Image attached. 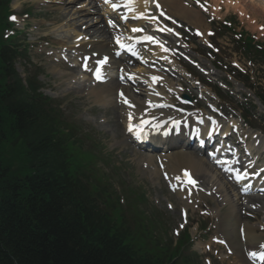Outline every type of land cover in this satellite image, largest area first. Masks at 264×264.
Here are the masks:
<instances>
[{"label":"rangeland","instance_id":"obj_1","mask_svg":"<svg viewBox=\"0 0 264 264\" xmlns=\"http://www.w3.org/2000/svg\"><path fill=\"white\" fill-rule=\"evenodd\" d=\"M71 1L75 3L68 4ZM82 1L11 0L9 7L13 15L15 14L16 22L13 20L12 28L6 33H11L13 37L15 36L17 44L22 48H26L23 52L25 56L16 60L15 67L17 72L22 78L37 74L42 92L58 102L60 109L67 117L66 121L76 126L78 134H82L83 137L85 135L88 138H84L86 146L91 147L93 145L92 151L96 152L98 156H101V154H98L100 150L102 151L100 153H105L104 155L106 156H103L102 160L97 162L98 166L102 171L104 169L109 179L114 182L118 195L125 194L124 200L126 202L131 200V198H135L134 202L139 205L140 210L149 217L153 226L156 225L157 238L160 237L166 242L170 239L172 243H175L178 238H181L182 234L185 235L187 233L194 240L191 250L198 255L195 264H234L231 250L227 246H222L221 243L213 240L218 235L219 215L217 209L222 206L224 207L222 212H224L229 206L225 203L220 205L222 196L215 193V190H212V193L205 190L207 188L205 182L208 176H203L204 182L202 179L199 180L200 187L198 186L197 188L199 190L197 199L194 202H190L189 207L185 206L179 200V196L171 189L165 175L167 171L164 172V168L160 169V171L157 170L156 166L158 168L163 166L162 161L157 159L158 157L153 156L152 153L148 155L150 154L148 151L140 152L129 141H121L123 136L121 131L124 129L126 121L124 120L123 111L119 107L117 109L113 107L119 105L115 102H108L102 104V106L89 94L90 90L85 91L82 90L81 86H78L75 77L78 78L80 76L78 79H81L77 64L82 53H77L76 62H68L67 64L59 59H71L72 57L73 52H71L72 49L70 48H72V42L75 41L73 37L77 33L73 30L83 31L84 26L81 23L88 22L90 26L89 21L92 19L91 22H93V18L97 17V14L82 15L78 10H75L77 7L78 9L82 8L81 10L87 9L91 11V6H87V3H82ZM182 1L189 7H186V9L191 11L192 17L190 19L185 16H181V19L176 18L179 22L177 24L178 27L174 26L175 33L181 36L186 45L185 49L182 47L181 51L178 52L180 54L183 52L196 60L198 64L200 63L206 75L190 66L182 57L176 56L174 62L171 63L172 66L185 69L187 71L186 74L180 70L172 75L166 73L168 83L165 87L144 81L138 75L137 77H130L129 82L127 81L132 87L130 94L140 101L145 99L152 91L156 94L164 91L166 96L162 98H168L170 96L169 91L172 92L174 88L180 91L186 90L196 97L189 102L192 104L189 107L196 106L199 109L214 110L236 117L232 121L240 125V135L242 133L246 136L247 132L248 134L250 132V129L245 128V125L239 119L240 113L243 112L248 115L247 121L256 134H259L260 131L264 132V110L256 99L250 95V92L243 89L242 84L231 77L232 73H236L231 67L239 69L242 73L239 76V80L246 85L254 86L255 92L264 93V56L259 55L253 49L247 51L243 48L242 38L239 40L241 35H250L256 43L254 47L256 45L260 49L264 48V10L262 11L254 6V3L247 2L248 0H236L235 3V0H230V2L224 0H195L203 4L201 6L204 10L201 8H190L188 2ZM204 1L209 2L207 3L208 6ZM213 1L217 2L213 3L214 8H212L211 4ZM95 2L99 4V0ZM72 5H74L73 8H70ZM60 8H67L65 11L68 14L60 11ZM196 10L201 14L203 20L202 27L204 29L201 35L207 37L206 41H203L201 37H195L192 33L194 27H201V23L195 24L196 26L189 24L194 17L195 20L201 21ZM105 17L108 22L109 17L106 15ZM128 17L130 16H127V20H132L131 18L128 19ZM184 19H188L189 23ZM135 20H137L136 16H134L133 23H135ZM102 22L97 25L102 26ZM74 23H76L75 26ZM112 23L116 24V22ZM109 24L110 22H108V26ZM100 26H96L95 29L99 31L105 30L103 28L104 25ZM126 31L127 28L122 26L121 33L126 34ZM84 33L86 34L87 30ZM96 34L87 35L89 39L84 41L100 45L99 43L103 42L105 38L109 42L112 37L105 32L102 34L97 32ZM101 35L102 38L100 37ZM236 38L238 39L236 40ZM108 42L105 41L107 44ZM61 44L66 46L61 48ZM255 50L260 51L256 48ZM149 58L150 56H147V59ZM52 61L59 64L61 71L58 72L62 73V75L51 68L50 63ZM189 73L209 84L213 91H217L218 87L221 88L219 92L222 95V99H216L211 92L209 93V90L199 89L196 83L187 76ZM88 79L86 75L84 80L88 82ZM214 80L217 83H213ZM164 82L166 83V80ZM183 84L186 85L184 86ZM187 85L193 86L195 91ZM155 86L160 88V90L157 91V88H154ZM138 87L142 90H138ZM171 97L173 100L178 99L175 96L173 97V95ZM223 122L226 123L225 120ZM122 123L123 128L122 125L120 128ZM253 151L257 152L254 145ZM263 155L261 154V159H263ZM149 157L151 158V161H149L150 165L145 167L146 160L143 162L142 159H148ZM106 162L111 163L109 167L106 166ZM209 166L211 167L210 164ZM156 171L158 172L157 175L153 173ZM207 173L211 175L212 172L207 171ZM194 175L196 176V174ZM221 189L225 190L222 186ZM261 197L264 199V196ZM136 198H139V200H136ZM228 201L230 206L234 205V203L236 207L238 206L237 200L233 201L230 198ZM246 207L250 209L247 210L248 212L244 208L240 211L242 222L250 226L259 225L261 230L257 232L262 233L261 235L264 236V224H259L264 222V210L260 211V215H255L253 213L254 205H246ZM181 211L186 212L187 217L185 219L181 217Z\"/></svg>","mask_w":264,"mask_h":264},{"label":"trees","instance_id":"obj_2","mask_svg":"<svg viewBox=\"0 0 264 264\" xmlns=\"http://www.w3.org/2000/svg\"><path fill=\"white\" fill-rule=\"evenodd\" d=\"M9 2L0 0V264H194L188 234L175 246L157 238L38 75L16 71L24 54L2 35Z\"/></svg>","mask_w":264,"mask_h":264},{"label":"bare ground","instance_id":"obj_3","mask_svg":"<svg viewBox=\"0 0 264 264\" xmlns=\"http://www.w3.org/2000/svg\"><path fill=\"white\" fill-rule=\"evenodd\" d=\"M158 1L161 3L165 11H167L168 14H170L174 18L181 19V16H185L186 18L190 19L192 17L191 11H188L186 9V6L184 5V3L182 4L183 2L182 0L181 2H179L180 0H158ZM224 1L230 2V0H224ZM235 2L236 0L234 1V3ZM247 2L254 3V6L261 9L262 11L264 10V0H248ZM72 3H75V2L74 1L68 2V4H72ZM213 3H217V2L216 1L211 2L212 5ZM105 4L108 6V9L101 14L102 16L104 15L105 19H107L105 15L109 17V15L113 13V6H118L119 7V10L117 11L118 18H126L125 20H127L128 15L130 16L128 17V19L134 18V16H136L137 20H135V23H133L134 21H130V20L126 21L130 27H133V26L141 25V23L143 22L142 19H140V17L144 15L145 10L149 8L148 4H150V0H107ZM181 4H182V7H181ZM74 5H72L70 8H73ZM97 6L99 8L100 4H96L95 2L94 8L96 11L99 10ZM65 9L67 8H60V11L62 12L64 11L66 14H68L67 11H65ZM75 10H78V12L82 15L88 14L87 10H81V9H78L77 7L75 8ZM196 11L198 12V10ZM198 16L201 19L200 22L197 19L195 20L194 19L195 17L192 18V20L190 21L191 23H189L188 19H184V20H186L189 24L194 25V26L201 23L200 24L201 27L199 26L198 27L200 28L201 33H202L204 27H202L203 20L199 12H198ZM104 18L103 20L107 21ZM196 18L198 17L196 16ZM155 23L158 24L159 21L157 20L155 21ZM75 25L76 23H74V26ZM88 27L90 28L87 29ZM87 28L85 29V31L87 30V32H90L92 34H96L97 32H101L102 34L104 32L108 33L111 31L115 36L119 35L115 27H112L110 31L109 30L99 31L95 29L96 27H94V24H91L90 26H87ZM79 34H85V33L80 32L78 30L73 38H76ZM144 36L134 33L128 38L120 37L117 39H123L125 41L131 42V44H135L133 46H135L136 48H139L140 52L144 50H149L150 56L152 58L158 59V57H160L159 59L167 61L168 65L172 67L171 62L168 61L169 60L168 55H164V53L161 52L154 44L149 43V39H146L148 37L147 35H144ZM201 37L203 41L207 40V37H203V35H201ZM94 45L96 44L95 43H89V44L80 43L78 45V49L83 50L84 55L92 51L97 52L96 58L92 57L91 58L92 60H95V59L102 60L103 57L107 55L111 57V52L113 48L111 46L109 47V44L103 43L102 46L100 45L94 46ZM63 46H66V45L61 44V48ZM140 52H137V53H140ZM124 60L125 58L123 56H120L117 59L112 58L110 61V64H112L113 66L116 64L117 67L113 68V69H116V75L122 74L123 76L126 77V80H127V78L131 76V75H127V73H129L128 68H123L122 71H118L117 69L123 65ZM50 64L53 70H56L57 72L61 71L58 66L59 64H56L53 61ZM88 64L90 65V61L88 62ZM55 65L56 67H54ZM110 66L111 65H109V63L107 62L101 68V72L104 73V75L103 74L102 75L105 77V81L101 84L92 83L90 78L88 79V82L84 80L87 73H89V69H87V72L85 73L78 71L80 73L79 75H81V79H78L80 76L78 78L75 77V79H77L76 82L78 86H81L82 90H85V91L90 90L89 94L95 99V101L97 100V102L100 105L106 104L108 102H112V103L115 102L116 104H118L119 106H113V107L116 109L119 107L121 111H123L124 120H125V117H128V116L133 117L134 120H138L139 117L150 118L154 115H163L164 117H161V118L163 119L167 118L168 112L166 110L160 111V110H156L155 108L153 109L155 102H152V101L157 99L156 97L151 95L149 96L150 99L146 98V99L138 101L134 95L130 94V90H132V87H130L126 82L122 84L119 81H117L118 79L112 80L111 75L114 74V71H109L106 74V69ZM58 73L62 75V73L60 72ZM154 73L157 74L158 72L155 71ZM140 78H142L143 80L146 79L145 81L151 82L152 84L154 83L153 78H151V76H149V74L147 73L144 75L142 74ZM165 85L166 84H163V87ZM117 90H121L122 92V95L119 98L117 96ZM138 90L141 91L142 89L138 87ZM118 99H119V102H118ZM150 107H152V110H150ZM161 112H163V114ZM177 118H181V115H178L177 113H175L172 120L177 119ZM123 123L120 124V128H121V125L123 128ZM116 124L118 125L117 122ZM126 125H127V121L124 124V129H122L121 131L123 134L122 139H121L122 142L131 140L128 134L125 132ZM191 125L195 126L193 124ZM166 126L167 125H164L163 127H161L159 131L157 132V135H154L152 137L150 136L149 137L150 139H148L150 141H147L146 142L147 144L143 146L151 148L152 152H155L153 154L160 155L162 164L164 166V170L167 171V174H168L167 178L173 185H175L174 186V188L176 189L175 193L179 196L178 197L179 200L182 203H184L185 206L189 207L190 202H194L199 195V192H197L195 189L189 188L188 186L181 183L180 172L183 168L189 169L192 174L193 173L196 174V176L193 174L196 180L202 179L204 182L203 176L205 175L206 177L208 176V179L205 182L207 186L205 190L211 191V193H212V190H215V193H218L220 196H222V202L220 205H222V203H225L227 206H229V208L228 209L226 208L224 212H222V209H224V207L222 206L218 207L217 209L219 218H218V231H217L218 235H216V238L221 239V241L227 245L228 249L231 250L232 256L234 258L233 259L234 264L236 263L237 264H252L250 263L248 257H251L257 262L260 261L264 264V259H261V255L264 254V247H263L264 236L261 235L262 233L257 232L261 230V227L259 225L250 226L248 224L243 223L241 213H240L242 208L246 209V212H248L247 210H250L248 207H246V205H250V206L254 205L255 209L253 213H255V215H260L261 213L260 211L264 210V203H263L264 199L261 197V196H264V192L259 193L257 191H254L256 192L255 194L250 193V194L244 195L240 193V189L238 187V185H243L244 187L249 188L250 182L254 181L259 175L264 174V155H263L264 154V135H260V137H258L255 131L249 132L252 142H250V145L246 146V150L250 152L253 149L252 145L257 144L255 145V150L257 151L256 158L254 156L255 159L250 160V162L248 163H245V162L249 161V159H244L239 164V166H233L234 174H235V170L237 167L239 168L238 172H240L242 169H248L247 173L249 174V177L247 179H244V180L238 179V181H236V184H235L229 181L226 178V176L223 175L225 171L223 172L222 169H221L222 171L221 170L217 171L214 167L212 166L210 167L208 165V163L203 158V156L199 155L198 152L194 149L195 147L194 141L193 142L189 141V137H190L189 135H187V137H184V138L174 136L172 139H168V140L165 139L166 137H162L161 136L162 131L164 130ZM227 129L228 128H226L225 130ZM225 135L226 134H224L223 136ZM228 136L233 137V134H228ZM145 138H146L145 140H147L148 136H146ZM217 138L221 139L222 137L219 136ZM191 145H194L192 146V149L191 147H189ZM159 146H160V149H159ZM202 147H205V145ZM196 148L198 150L202 149L201 146L196 147ZM153 149H159V151H153ZM251 153L253 154V151H251ZM261 154L263 155V160H260ZM235 155L237 156V154ZM150 157L148 159L146 158L142 159L143 162H145L146 160V164H144L145 167H149L150 165L149 161H151V158H152ZM236 161L240 162V159L237 157ZM207 171L212 172L213 174L211 173V175H209ZM153 173H155L156 175L158 174L157 171ZM236 175H239V174H236ZM254 185L255 184L250 186L252 190H256V187H254ZM262 185H264V182ZM221 186L224 187L225 189L224 191L221 189ZM258 188H263V186L262 187L260 186ZM189 190H191L190 193H188ZM230 198L233 199V201L234 200L238 201L237 207L235 203L234 205L230 206V202L228 201ZM257 203L259 206L257 205ZM259 224H264V222H261ZM241 228H242V231H241ZM252 253H255V255L253 256Z\"/></svg>","mask_w":264,"mask_h":264},{"label":"snow or ice","instance_id":"obj_4","mask_svg":"<svg viewBox=\"0 0 264 264\" xmlns=\"http://www.w3.org/2000/svg\"><path fill=\"white\" fill-rule=\"evenodd\" d=\"M11 19L15 20L16 17L13 16V17H11ZM137 31H138V30H137ZM146 39L151 40L152 38H151V37H147ZM105 62H106V58H105V61H100L101 64H102V63H105ZM96 78H97V79H101V76H100L99 70H97ZM128 130H129V131H132V130H133V128H132L131 125L129 126V129H128ZM185 174L188 175L187 173H185ZM193 183H194V181H193ZM252 255L254 256L255 253H252ZM261 259H264V254L261 255Z\"/></svg>","mask_w":264,"mask_h":264}]
</instances>
